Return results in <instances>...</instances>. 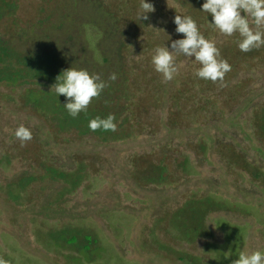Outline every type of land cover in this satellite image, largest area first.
I'll return each mask as SVG.
<instances>
[{
    "label": "rangeland",
    "instance_id": "obj_1",
    "mask_svg": "<svg viewBox=\"0 0 264 264\" xmlns=\"http://www.w3.org/2000/svg\"><path fill=\"white\" fill-rule=\"evenodd\" d=\"M88 1L100 6L109 3V15L113 17L104 19L97 7ZM100 1L102 5L98 3ZM100 1L18 0L12 15L0 21V32L5 37L11 36L16 44L28 47L39 42L38 35L49 36L55 47L53 50L59 48L67 66L82 65V69L99 73L104 78L105 67L100 63V53L112 49L114 40H125L120 33L122 28H116L117 23L112 28L105 27L106 22L112 24L113 19L119 20L122 15L116 7L119 0ZM126 1L133 10H138L139 0ZM175 1L149 0L153 5L156 3L155 10L148 14L151 20H158L155 29L174 33V36L169 35L172 40L183 38V34L175 31L173 21L177 12L185 15ZM40 3L49 8L48 18L46 11L40 9ZM50 6L54 8L53 14ZM58 17L65 23H58ZM40 18L43 20L35 24L34 38H19L18 32H23V27L30 29L29 24ZM69 19L77 24L73 27L72 39L66 32ZM204 25L209 27V23ZM143 34L136 40H141ZM215 34L209 33L210 37L206 39L213 41ZM82 42L85 45H81ZM171 42L167 41L164 46L170 48ZM214 42L223 46L226 37L217 32ZM131 50L132 46L128 48L129 53L123 49L122 57L127 70L130 65L133 67L127 86L129 95L136 93L135 105L133 100L122 101L124 105L128 104V109H122L117 115L115 133L118 136L109 141L91 134L78 136L72 131L54 136L50 129L53 121L45 116L46 113L36 115L32 112V115L29 107L22 108L18 95L24 85L12 89L5 83L0 84V264H188L165 257L177 251L172 246L178 240V231L164 222V216L167 208L179 206L183 200L195 195H210L232 206L210 212L211 219H207V223L213 236L199 238L195 243L196 252L210 264H219L220 258L222 263L233 264L241 251H264V189L258 181L244 175L243 169L233 164L229 166L214 153L218 138L236 150H243L251 161L263 166L264 158L257 149L259 142L253 136L250 121L253 122L257 108H264V67L260 64L264 63L260 62L264 59V49L250 59L238 62L234 71L236 76L228 82L214 90L201 91L202 97L195 95L196 101L191 104L205 109L186 117H175L176 113L171 112L170 96L177 88L185 91L178 100L189 106L186 98L199 89L193 77L194 70L200 65L194 58L178 56L176 79L163 83L160 74L154 71L151 59L146 57L150 55L140 57L141 50V54L137 52L132 60L134 51L131 53ZM236 83L239 86L233 85ZM27 86L51 87L38 83ZM233 89L239 92H231ZM144 96H154L159 105L155 108L150 105L145 112L139 107L140 111L137 105ZM97 103L101 105L100 101ZM258 113L259 117L264 114ZM170 116L178 121L174 130L168 129ZM20 125L32 132V139L23 144L13 135ZM184 156L188 157V163L175 170L169 182L139 183L133 177V160L137 159L140 167L142 160L146 166L163 159L164 162L180 161ZM39 160L65 171L74 172L82 166L84 177L71 192L61 191L65 186L63 181L47 178L22 188L7 187L21 176L39 172ZM11 189L17 190L18 196L13 198L8 191ZM226 224L239 225V236L228 237ZM67 225L80 227L95 237L96 242L90 243L92 247L88 252L93 256L91 262L80 254V247H58L47 241L49 230ZM185 245L181 248L190 249Z\"/></svg>",
    "mask_w": 264,
    "mask_h": 264
},
{
    "label": "trees",
    "instance_id": "obj_2",
    "mask_svg": "<svg viewBox=\"0 0 264 264\" xmlns=\"http://www.w3.org/2000/svg\"><path fill=\"white\" fill-rule=\"evenodd\" d=\"M47 0H41V2ZM100 1V0H99ZM93 5V7H97V11L101 12L104 19L107 17H113L109 15L111 7L104 3L102 5L101 1L96 4L92 1H88ZM175 2L179 3L181 9L184 10L186 16H191L196 22L201 31V33L205 36V38L210 37L209 33H216L213 36V41L217 32L214 31L210 27H206L205 23H210L212 20L211 15L207 16L206 13L200 11L204 0H176ZM18 0H0V21L7 15H12L14 9L18 7ZM156 5V3H154ZM106 6V9L104 8ZM40 9L46 11L48 18L50 15L49 8L45 6V3L39 4ZM52 9L51 14L54 13L53 6H50ZM120 9L121 14L119 15V20L113 19L112 24L109 22L105 23L106 28H112L118 26L116 28L120 29V33L124 41L114 40L112 43V49L107 48L106 51H102L100 53V63L104 64V79L108 81V86L103 90L99 98H94L88 107L87 113H81L78 117L72 118L67 114L66 109L63 104L66 102L65 97L60 95L56 96L54 88L51 87L55 84L56 78L61 72L65 69L70 68L67 66L65 59L62 58L61 52L58 50H53V46L51 39L49 36H39V42H35L33 45L28 47L26 44H16L14 39L11 36L5 37L0 32V84L5 83L7 87L15 89L16 87L25 86L21 93L18 95L19 99L22 103V108L29 107V111L35 113L36 115H41L42 113H46V117H49V120L53 121L50 123V129L53 131V135L60 134L61 132H74L78 136H82L85 134H91L99 137L102 141H109L113 137H117L118 134L112 131H102L97 130L96 132H92L88 128V122L90 119H93L97 116L107 117L109 114H113L115 116V122L118 119V114L122 109H128V104L124 105L123 100L127 102L130 100L135 105V94L129 95V86H127V80L130 79V74L133 67L130 65L129 70L125 68L123 63L124 57H122L123 49L129 53L128 48L132 46L133 58L138 52L140 57H145L151 59L150 51L157 46H164L167 41H173L172 38L169 37L174 36V33H163L158 32L155 29V25L158 20L150 18L148 20H138L137 19V11L133 10L132 7L129 6L126 0H119L118 5L116 6ZM136 7V6H135ZM137 10V9H136ZM135 12V13H134ZM71 13V12H70ZM179 15V13L177 12ZM184 14V13H183ZM123 17H125V21H123ZM43 20L42 18L36 19L34 23H30V29L24 28L23 32L20 33L19 38H34L35 28L40 22ZM58 23L64 22L62 17H58ZM93 21V18H91ZM69 19V23L66 25V32L70 33L69 38L72 39L73 35L71 33L73 31V27L77 26L76 23ZM71 26V27H69ZM32 32L31 35H28ZM145 32V33H144ZM209 32V33H208ZM37 33V32H36ZM144 33V34H143ZM143 34L141 36V40L137 41L136 38L138 35ZM129 35L131 38L129 39ZM167 35V36H166ZM153 36V37H152ZM226 37V42L223 46L216 45L221 52V59L227 60V62L231 65V71H229L224 80L217 81L215 83L211 81L201 80L197 77H193L194 84L198 86V91L196 94H190L186 100L189 102V106L182 105L178 100V97L182 95L185 91L177 88L176 92L171 94V106L172 110L176 115H181L184 117L187 115H196L198 112L202 113L201 110L205 109L201 106H195L194 104L196 100H194L195 95L202 97L200 94L201 91L204 90H214L216 86H220L221 83L228 82L232 76H236L234 74L235 69L237 68V63L240 61H245V59H250L255 54L261 53L264 47L260 49H254L248 53H242L236 46V41L239 38L238 34H234L231 37ZM113 39H117V36H112ZM133 40V41H132ZM81 45H85L82 44ZM167 46V45H166ZM57 48V47H56ZM142 48V49H141ZM131 50V53H132ZM119 54L121 56H119ZM126 59V58H125ZM88 61V60H85ZM264 61L261 59L260 62ZM264 67V63H260ZM135 65V64H134ZM75 68H81L82 65L72 66ZM136 67V65H135ZM83 68V67H82ZM81 68V69H82ZM196 70V69H195ZM194 70V72H195ZM91 73V72H90ZM116 73L117 79L115 81H109L108 77L110 74ZM159 74V73H158ZM161 77V75H160ZM162 79V77H161ZM176 79V78H175ZM38 83L43 86H51L49 88L45 87H33L27 86V84ZM126 83V85H125ZM235 86H239V83L233 84ZM166 85L164 86V88ZM11 89V90H12ZM230 91V88H228ZM140 90V89H139ZM233 93H238L239 90L233 89L231 90ZM159 98V95L156 96ZM100 101L101 107L97 102ZM158 101V100H157ZM155 105L153 108L159 105V102H156L154 96H144L138 102L137 108L139 107L145 112L148 109V106ZM174 108V109H173ZM140 110V109H139ZM141 111V110H140ZM259 111L264 113V108H257L252 117L253 122L250 121L253 127V136L259 142L258 150L259 153L264 158V114L259 117ZM48 114V116H47ZM137 114V112H136ZM33 115V114H32ZM50 115V116H49ZM178 124V121L170 116L168 118V129L174 130ZM243 129V128H242ZM244 131V129H243ZM247 139H249V134L245 135ZM213 140V138H211ZM214 141V140H213ZM217 146L214 148V153H216L219 157L231 166L232 164L236 167H240L243 169V174L250 177V180L258 181L261 189H264V162L263 166L255 161H251L250 157L246 155L243 150H236L234 146L230 147L225 142H221L216 138ZM252 146H256L252 144ZM197 146L194 147V149ZM8 159V156H7ZM143 161L137 164L136 161L133 160L135 164V172L133 177L139 183H143L146 181H155V182H169V178L172 176L175 170H180V168H184L189 159L187 156H184L182 160L176 161L175 159L167 160L164 162L158 161L157 164L148 163L146 166L143 165ZM171 165V166H170ZM38 168H40L39 172H33L29 175L21 176L17 182L11 181L7 184V187L22 188L23 186L28 185L29 183H33L38 181L40 178H47L50 180H61L65 183L64 188L61 190L62 192H71L77 185L80 184L81 179L84 177L82 171L84 168L80 166L76 171H65L60 167H56L53 164H46L43 162H38ZM177 181L174 180L173 182ZM9 193L13 194V198L18 196L17 190H8ZM232 206L227 205L225 202L215 199L210 195H202V196H190L183 200V202L179 206H175L173 208H167L165 213L164 222L167 221L168 225L176 228L178 233L176 234L178 240L173 242L174 245L172 249H177L172 253L167 254L165 257L169 260L178 259L183 263L188 264H210L208 260H206L203 256H201L200 252H196L194 249L195 243L199 238L202 237H212L213 232L210 229L207 219H211L210 212L224 209H231ZM228 227L227 236H239L240 228L237 224H226ZM47 241L58 246V247H80L78 250L80 254L84 257L85 260L91 262L93 260V256L88 254L90 250V243L96 242L95 237L87 232L83 231L82 228L77 226H66L60 229H51L48 232ZM183 243L190 244L187 246ZM182 245H185L187 248H181ZM166 247V246H164ZM223 259H218L219 264H227V262L222 263Z\"/></svg>",
    "mask_w": 264,
    "mask_h": 264
},
{
    "label": "clouds",
    "instance_id": "obj_3",
    "mask_svg": "<svg viewBox=\"0 0 264 264\" xmlns=\"http://www.w3.org/2000/svg\"><path fill=\"white\" fill-rule=\"evenodd\" d=\"M154 10L149 0H139L137 19L148 20V14ZM200 11L211 15L209 27L214 31L227 37L238 34L236 46L242 53L264 47V0H204ZM173 22L175 31L183 34V38L173 40L170 48L155 47L150 60L154 71L161 75L162 82L168 83L178 74L176 58L181 55L194 58L200 65L194 72L195 77L213 83L222 82L231 71V65L220 58L221 52L216 43L205 38L191 16L177 14ZM116 79V73L108 77L109 81ZM107 86L108 81L102 79L99 73L71 66L57 76L51 89L54 88L57 97H65L63 106L67 114L76 118L82 112L87 113L92 100L99 98ZM115 119L113 114L103 118L97 116L89 120L88 128L92 132L98 129L114 132L117 129ZM13 135L22 144L32 139L30 128L24 125L17 127ZM233 264H264V251H241Z\"/></svg>",
    "mask_w": 264,
    "mask_h": 264
}]
</instances>
